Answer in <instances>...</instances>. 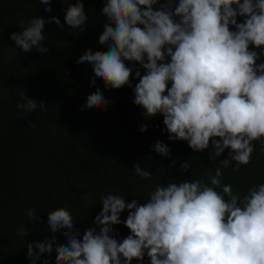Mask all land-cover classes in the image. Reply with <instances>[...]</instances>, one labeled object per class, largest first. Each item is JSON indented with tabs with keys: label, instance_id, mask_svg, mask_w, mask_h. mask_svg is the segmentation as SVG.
Returning a JSON list of instances; mask_svg holds the SVG:
<instances>
[{
	"label": "clouds",
	"instance_id": "clouds-1",
	"mask_svg": "<svg viewBox=\"0 0 264 264\" xmlns=\"http://www.w3.org/2000/svg\"><path fill=\"white\" fill-rule=\"evenodd\" d=\"M39 2L52 12V0ZM64 2V24L83 31L84 0ZM100 12L105 22L98 43L107 50L87 48L77 59L91 66L90 85L99 80L105 89L127 86L144 120L163 118L169 141L186 142L194 153L211 148L213 161L227 149L228 158L220 160L224 168L251 163L254 141L264 145V0H102ZM49 23L64 28L58 16H32L9 39L24 53H46L43 30ZM22 100L17 107L25 114L47 105L25 92ZM110 103L96 88L81 110H107ZM151 147L162 157L171 154L162 140ZM191 167L180 164L184 172ZM133 168L138 177L152 178L139 162ZM222 176L217 167L210 184L188 177L158 184L142 203L102 196L94 217L99 230L83 234L67 208H56L47 212L51 237L27 244L26 255L32 264L41 258L49 264L53 253L56 264H143L145 257L148 264H264V183L241 197L222 184ZM26 214L41 221L34 209ZM120 224L129 234L117 239L113 226ZM57 234L67 242L59 243ZM17 235L29 233L18 228Z\"/></svg>",
	"mask_w": 264,
	"mask_h": 264
},
{
	"label": "trees",
	"instance_id": "trees-1",
	"mask_svg": "<svg viewBox=\"0 0 264 264\" xmlns=\"http://www.w3.org/2000/svg\"><path fill=\"white\" fill-rule=\"evenodd\" d=\"M67 2L52 0V12H45L39 0H0V264H32L27 257V244L51 237L47 212L67 208L74 227L83 234L94 224L102 208L101 197L122 195L127 202L135 198L141 203L149 198L156 185L183 180L202 179L210 184L209 174L217 167L223 171L222 184H231L241 197L249 188L264 183V145L254 141L256 150L251 163L237 168L235 162L224 168L220 160H210L211 148L194 153L186 142H172L163 132L162 117L144 120L142 109L132 103L133 93L121 89H105L94 76L89 64H77L87 48L106 51L98 43L105 18L102 0H84L88 21L84 30L64 24ZM58 16L64 28L55 23L45 25L46 53H24L9 39L12 32L27 26L32 16ZM135 82V81H134ZM99 88L111 103L107 110H88L86 96ZM44 101V110L26 113L18 109L24 103L22 94ZM31 122V126H29ZM149 125L140 132L142 124ZM169 144L171 154L162 157L151 147L156 140ZM175 161V167L169 165ZM191 163V172L180 164ZM153 173L150 180L138 177L134 166ZM221 190V189H218ZM34 209L40 222L27 216ZM127 211L121 214L126 219ZM23 228L29 235H17ZM122 239L129 234L123 224L113 226ZM59 243L67 241L57 234ZM46 258L47 254H44ZM56 264L55 254L51 256ZM40 259L36 264H43ZM132 264H139L133 261ZM143 264H148L145 257Z\"/></svg>",
	"mask_w": 264,
	"mask_h": 264
}]
</instances>
